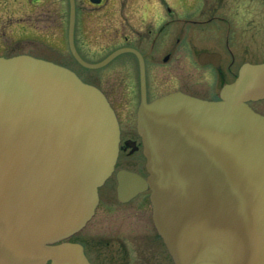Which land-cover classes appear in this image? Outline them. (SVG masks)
Instances as JSON below:
<instances>
[{
    "label": "water",
    "instance_id": "obj_1",
    "mask_svg": "<svg viewBox=\"0 0 264 264\" xmlns=\"http://www.w3.org/2000/svg\"><path fill=\"white\" fill-rule=\"evenodd\" d=\"M69 25V48L75 54ZM140 83L143 88V69ZM264 62L244 63L217 101L171 93L138 107L147 176L116 173L125 201L149 190L173 264H264ZM119 129L101 91L28 55L0 57V264H89L69 242L111 175Z\"/></svg>",
    "mask_w": 264,
    "mask_h": 264
},
{
    "label": "flooded vegetation",
    "instance_id": "obj_2",
    "mask_svg": "<svg viewBox=\"0 0 264 264\" xmlns=\"http://www.w3.org/2000/svg\"><path fill=\"white\" fill-rule=\"evenodd\" d=\"M71 19V41L80 60L92 65L120 53L98 68L81 64L69 48ZM21 54L68 69H108L101 73L100 87L92 84L118 122L117 159L102 185L108 182L107 193L117 207L102 209L103 226L96 225L100 233L73 242L82 246L90 264H173L153 228L149 191L125 201L116 193L118 171L146 177L136 130L142 99L139 69L146 102L175 92L218 100L242 64L264 58V0H0V57ZM257 102L249 106L264 118L253 106ZM119 230L134 234V257L111 232ZM102 234L119 248L111 251L110 244L94 239ZM126 238L130 240L128 233Z\"/></svg>",
    "mask_w": 264,
    "mask_h": 264
},
{
    "label": "rangeland",
    "instance_id": "obj_3",
    "mask_svg": "<svg viewBox=\"0 0 264 264\" xmlns=\"http://www.w3.org/2000/svg\"><path fill=\"white\" fill-rule=\"evenodd\" d=\"M248 60L250 63H260V62H262V60L264 61V58H260V57L249 58ZM67 62H68V60H67ZM71 70L74 71L83 81L91 82V84L92 83L97 84L98 87H100L99 83L101 80V73L103 71L108 70V69H95V70L71 69ZM253 106L259 110H262V112H264V100L259 101L257 103H254ZM107 183H105V185L102 186L98 191L100 202H99L98 209L96 210L95 214L86 222L84 227H82L76 234L71 236V238L69 239L70 242H73L74 238H75L74 240L79 241L82 239H86L87 237L91 236V234L100 233L97 230L96 225L100 224V226H103V223L99 222V217L105 214V212H104L105 210L102 211V209L105 207H117L116 205H114V204H116L114 197L109 198V193H107V187H108ZM112 211H114V210H112ZM109 219L111 221H114L113 219H117V218L116 217L111 218V216H110ZM95 230H96V232H95ZM107 231H109V230L106 229L102 232H107ZM111 232L118 235V237L122 240L125 247L128 249L129 254L133 255V257H134V255H135L134 250H135V247L137 245L135 242L136 239L134 237V234H131L129 232H124L122 230H119L117 233H115L114 231H111ZM127 233L130 235V240L126 238ZM94 239H99L104 244H110L109 247H110L111 251L119 248L117 242L116 241L111 242V240L107 238L106 234L98 235L97 237H94ZM128 245H129V248H128ZM138 247H140V244L138 245Z\"/></svg>",
    "mask_w": 264,
    "mask_h": 264
},
{
    "label": "bare ground",
    "instance_id": "obj_4",
    "mask_svg": "<svg viewBox=\"0 0 264 264\" xmlns=\"http://www.w3.org/2000/svg\"><path fill=\"white\" fill-rule=\"evenodd\" d=\"M69 70H71V69H69ZM72 71V70H71ZM73 73H75L74 71H72ZM97 195H98V190H97ZM99 198V197H98Z\"/></svg>",
    "mask_w": 264,
    "mask_h": 264
}]
</instances>
